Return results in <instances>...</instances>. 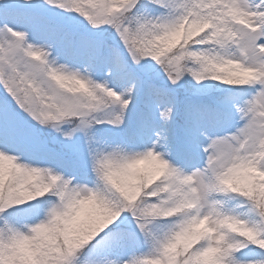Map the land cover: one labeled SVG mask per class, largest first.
I'll list each match as a JSON object with an SVG mask.
<instances>
[{"label":"snow or ice","instance_id":"6c2138e0","mask_svg":"<svg viewBox=\"0 0 264 264\" xmlns=\"http://www.w3.org/2000/svg\"><path fill=\"white\" fill-rule=\"evenodd\" d=\"M0 264H264V0H0Z\"/></svg>","mask_w":264,"mask_h":264}]
</instances>
